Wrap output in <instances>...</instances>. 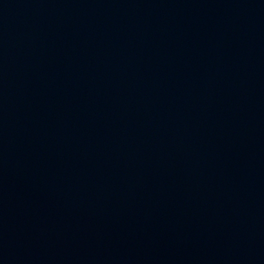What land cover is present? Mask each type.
I'll list each match as a JSON object with an SVG mask.
<instances>
[{
	"label": "water",
	"instance_id": "obj_1",
	"mask_svg": "<svg viewBox=\"0 0 264 264\" xmlns=\"http://www.w3.org/2000/svg\"><path fill=\"white\" fill-rule=\"evenodd\" d=\"M0 264H264V0H0Z\"/></svg>",
	"mask_w": 264,
	"mask_h": 264
}]
</instances>
